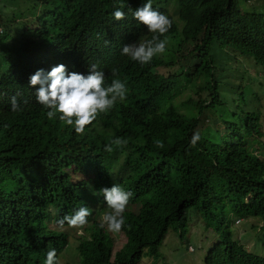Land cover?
Listing matches in <instances>:
<instances>
[{
  "label": "clouds",
  "instance_id": "obj_1",
  "mask_svg": "<svg viewBox=\"0 0 264 264\" xmlns=\"http://www.w3.org/2000/svg\"><path fill=\"white\" fill-rule=\"evenodd\" d=\"M0 4L8 19L0 24V166L12 154L24 156L23 168L6 175L29 185L19 204L0 210V264H172L195 253L197 264H264V108L257 131L245 116L240 128L248 134L226 133L195 158L185 154L174 124L183 103L196 97L200 69L209 66L213 80L231 74L227 53L263 74L232 79L256 96L232 93L230 110L258 107L264 0ZM198 139L194 134L193 145ZM238 151V206L213 200L199 204L204 212L184 214L180 204L202 187L198 164ZM168 183L180 185L170 198L176 225L171 216L156 221L158 207L149 202L163 198ZM250 199L260 215H238L235 208ZM225 213L220 227L208 226L213 214ZM194 221H201L200 236H215L206 254L189 231L187 244L170 245V233L182 237ZM251 221L261 225L245 228Z\"/></svg>",
  "mask_w": 264,
  "mask_h": 264
},
{
  "label": "trees",
  "instance_id": "obj_2",
  "mask_svg": "<svg viewBox=\"0 0 264 264\" xmlns=\"http://www.w3.org/2000/svg\"><path fill=\"white\" fill-rule=\"evenodd\" d=\"M0 1L10 3L16 0ZM88 1L97 4L100 0ZM11 13L16 15L17 11H12ZM6 21L8 19H3L2 15H0V24L5 25ZM250 45L254 50L255 48L251 42ZM235 48L241 53L248 52L246 48L239 44H236ZM210 71L211 69L207 65L199 70L197 78L194 80V83H199L196 97L193 99L194 101L183 103L182 108L178 112L180 116L174 122L178 136L185 142V154L190 158L208 154L213 148L214 139L223 138L226 133L229 135L235 134L239 137L248 134L251 129L245 125L244 128H240L247 120L244 118L245 116L250 117L249 120L255 124V131H257L259 120L261 119H259L260 110L264 108V97L260 98V100L255 97L258 106L255 110L245 111L242 110L241 106H237L235 108L236 112H232L229 99H226L232 93H237L239 99H243L242 97L246 90L247 94L255 95V93L250 89H243L242 85L236 84L232 80L234 77L231 74L218 77L215 80L210 79ZM194 134L198 135L199 139L193 145L192 137ZM239 151L227 156L225 160L223 158L222 160H217L215 165L206 162L207 160L198 164L197 173L202 170V187L194 191L184 203L180 204V209L184 214L188 210L204 212L205 209L201 208L199 204H209L213 200L221 202L219 206H238L243 191L239 184H234L233 171L235 168L241 167L240 161L237 159ZM11 157V163H3L0 166V210L9 205L19 204L25 195L26 189L29 187L28 184L17 182L11 176L6 175V172L21 170L25 163L24 156L12 154ZM213 172L215 173L211 177ZM224 176H227V178L225 179ZM219 185L224 188V193L216 192ZM179 189V184L168 183L163 198L149 200L151 204L158 207V213L154 216L156 221L163 220L167 216H171L174 225L180 221L175 215L174 202H170L172 193L178 192ZM226 199H229L230 202H226ZM215 210L216 207L211 209V212ZM235 210L238 215L242 216L260 215V209L255 199H250L247 206L238 207ZM210 219L208 226L215 230L225 222L227 214H213Z\"/></svg>",
  "mask_w": 264,
  "mask_h": 264
},
{
  "label": "rangeland",
  "instance_id": "obj_3",
  "mask_svg": "<svg viewBox=\"0 0 264 264\" xmlns=\"http://www.w3.org/2000/svg\"><path fill=\"white\" fill-rule=\"evenodd\" d=\"M5 6L6 5L0 4L1 8L5 7ZM227 54L229 55V57H232V60L229 62V64L232 65L231 68L233 69L231 74L234 75V79H236L237 81H239V80L245 81L247 76L253 77V74H257V75L262 74V71L260 70V68L256 65H254L251 61L247 60L246 58L238 57L236 55L234 56L231 53H227ZM263 79H264V76H263ZM262 97H264V95L261 94V98ZM247 221H249V218L241 219L240 225H242L243 223H245ZM251 224H256L258 226L261 225L260 222L251 221L247 225H245V228H248ZM239 226L235 227L237 232H240L242 230V229H240ZM243 226H244V224H243ZM184 228H185V230H184L185 232H184L182 237L179 236V233L178 234H176L175 232L170 233V235H169L170 245L177 244L178 242H183V243L187 244L189 242V236H190L191 239H193L190 242L195 243L196 245H194V246L197 248L200 247L199 250L203 254H206L205 247L210 245L212 242V239L215 237L213 232L208 234L207 237H205L204 235L200 236V230L199 229L201 228V221H194L191 224H187V226H185ZM235 229L232 228L233 232L231 235H234V231H236ZM179 230H181V229L179 228ZM179 230H177V231L180 232ZM188 231H189V236H188ZM220 235H221V233H220ZM249 238H253V235H251L247 239H249ZM261 245H263V244H261ZM177 250H178V253H182V248L180 246L177 247ZM173 256H176V255L170 256L171 261H172ZM183 261L186 264H197L198 255L196 253L192 254L190 256H187V258L184 260L182 258H179L178 260H176L172 264H183Z\"/></svg>",
  "mask_w": 264,
  "mask_h": 264
},
{
  "label": "bare ground",
  "instance_id": "obj_4",
  "mask_svg": "<svg viewBox=\"0 0 264 264\" xmlns=\"http://www.w3.org/2000/svg\"><path fill=\"white\" fill-rule=\"evenodd\" d=\"M124 22H126V20L124 19Z\"/></svg>",
  "mask_w": 264,
  "mask_h": 264
}]
</instances>
